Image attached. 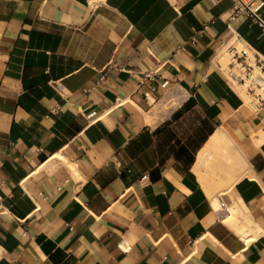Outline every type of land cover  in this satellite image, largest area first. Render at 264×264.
<instances>
[{
  "label": "crops",
  "instance_id": "1",
  "mask_svg": "<svg viewBox=\"0 0 264 264\" xmlns=\"http://www.w3.org/2000/svg\"><path fill=\"white\" fill-rule=\"evenodd\" d=\"M234 5L0 0V264H264V109L217 65L264 26ZM218 130L247 168L210 199Z\"/></svg>",
  "mask_w": 264,
  "mask_h": 264
},
{
  "label": "built area",
  "instance_id": "2",
  "mask_svg": "<svg viewBox=\"0 0 264 264\" xmlns=\"http://www.w3.org/2000/svg\"><path fill=\"white\" fill-rule=\"evenodd\" d=\"M218 0H211L216 4ZM263 2L258 4H249L244 0H235V5L231 10L230 20L233 22L240 16H249L253 20L264 26V21L258 14ZM231 29V28H230ZM231 31H233L231 29ZM224 50L228 56L227 66H223L217 62L220 71L226 76L231 84L243 96L245 103L248 104L254 111L259 112L264 109V56L254 50L248 43L243 41L233 32L231 40L226 44ZM220 51L217 57L224 51ZM123 69V68H121ZM106 72H103L94 88L102 86L106 79ZM147 77H151L149 74ZM169 81H164L162 86L166 87ZM57 91L63 92L65 87L61 83H54ZM121 248L124 249L123 245ZM125 250V249H124Z\"/></svg>",
  "mask_w": 264,
  "mask_h": 264
},
{
  "label": "bare ground",
  "instance_id": "3",
  "mask_svg": "<svg viewBox=\"0 0 264 264\" xmlns=\"http://www.w3.org/2000/svg\"><path fill=\"white\" fill-rule=\"evenodd\" d=\"M227 59L228 56L224 50L218 56L217 62L226 67ZM148 119L151 121L150 116ZM246 168L247 162L235 143L225 132L218 130L208 139L198 154L194 169L208 197L215 199L229 190Z\"/></svg>",
  "mask_w": 264,
  "mask_h": 264
},
{
  "label": "rangeland",
  "instance_id": "4",
  "mask_svg": "<svg viewBox=\"0 0 264 264\" xmlns=\"http://www.w3.org/2000/svg\"><path fill=\"white\" fill-rule=\"evenodd\" d=\"M228 61H229V60L227 59L225 63L228 64Z\"/></svg>",
  "mask_w": 264,
  "mask_h": 264
}]
</instances>
